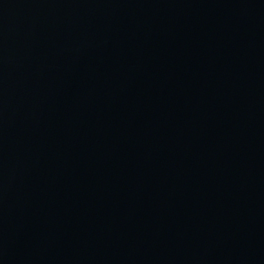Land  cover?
Listing matches in <instances>:
<instances>
[{"label": "water", "instance_id": "obj_1", "mask_svg": "<svg viewBox=\"0 0 264 264\" xmlns=\"http://www.w3.org/2000/svg\"><path fill=\"white\" fill-rule=\"evenodd\" d=\"M0 264H264V0H0Z\"/></svg>", "mask_w": 264, "mask_h": 264}]
</instances>
